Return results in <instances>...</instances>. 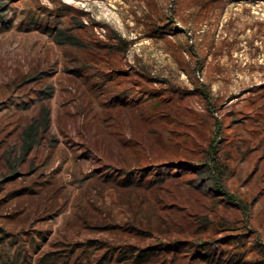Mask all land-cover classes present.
Returning <instances> with one entry per match:
<instances>
[{
    "label": "rangeland",
    "instance_id": "obj_1",
    "mask_svg": "<svg viewBox=\"0 0 264 264\" xmlns=\"http://www.w3.org/2000/svg\"><path fill=\"white\" fill-rule=\"evenodd\" d=\"M174 239L264 264V0H0V264Z\"/></svg>",
    "mask_w": 264,
    "mask_h": 264
},
{
    "label": "trees",
    "instance_id": "obj_2",
    "mask_svg": "<svg viewBox=\"0 0 264 264\" xmlns=\"http://www.w3.org/2000/svg\"><path fill=\"white\" fill-rule=\"evenodd\" d=\"M42 112L43 113L40 115L39 118L37 117L35 120L28 123L22 131V142L24 152L33 147V144L38 136L40 125L43 124L44 127L48 125L49 111L46 107H44ZM213 161L214 162L211 166V170L217 175H215L214 177V183L216 184L218 190H220L221 194L226 195L227 197H231L232 193L225 188V185L223 184L221 175L219 173V169L218 167H216L218 165V162L216 163L215 160ZM161 244H163V242L139 248L131 245V247L124 250V253H122V255L124 257L129 256V258H131L136 264H164V260L166 258L164 252L170 250L172 247H174V249H177L181 246L179 239L171 240V242L169 241V243H164V245ZM117 256L119 257V253L117 254ZM153 256L161 259L159 261L154 259L152 260Z\"/></svg>",
    "mask_w": 264,
    "mask_h": 264
}]
</instances>
